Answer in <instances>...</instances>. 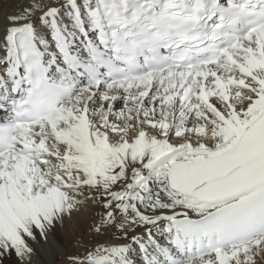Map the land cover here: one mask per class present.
<instances>
[{
    "label": "snow or ice",
    "instance_id": "obj_1",
    "mask_svg": "<svg viewBox=\"0 0 264 264\" xmlns=\"http://www.w3.org/2000/svg\"><path fill=\"white\" fill-rule=\"evenodd\" d=\"M85 209L48 264H264V0L4 14L0 264Z\"/></svg>",
    "mask_w": 264,
    "mask_h": 264
},
{
    "label": "bare ground",
    "instance_id": "obj_2",
    "mask_svg": "<svg viewBox=\"0 0 264 264\" xmlns=\"http://www.w3.org/2000/svg\"><path fill=\"white\" fill-rule=\"evenodd\" d=\"M22 0H0V22L4 20L6 12L18 11ZM91 219V210L85 209L80 214H74L71 219L66 218L63 226L57 225L49 234L47 243L39 239L37 234V242L31 240L28 243L37 250V255L33 257V264H48L51 259V253H55L58 246H64L67 252L82 251V249L73 247V242L80 237L88 241V224ZM94 240L103 239L102 237H95ZM5 264H16L15 257L6 261ZM54 264H63V261L56 259Z\"/></svg>",
    "mask_w": 264,
    "mask_h": 264
}]
</instances>
